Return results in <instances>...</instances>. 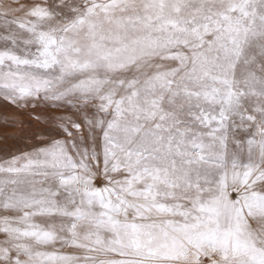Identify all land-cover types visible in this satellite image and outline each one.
I'll return each instance as SVG.
<instances>
[{
	"label": "snow or ice",
	"instance_id": "1",
	"mask_svg": "<svg viewBox=\"0 0 264 264\" xmlns=\"http://www.w3.org/2000/svg\"><path fill=\"white\" fill-rule=\"evenodd\" d=\"M0 264H264V0L0 10Z\"/></svg>",
	"mask_w": 264,
	"mask_h": 264
},
{
	"label": "rangeland",
	"instance_id": "2",
	"mask_svg": "<svg viewBox=\"0 0 264 264\" xmlns=\"http://www.w3.org/2000/svg\"><path fill=\"white\" fill-rule=\"evenodd\" d=\"M32 1H27L30 4ZM19 2H15V0H0V10L6 7H15V4Z\"/></svg>",
	"mask_w": 264,
	"mask_h": 264
},
{
	"label": "bare ground",
	"instance_id": "3",
	"mask_svg": "<svg viewBox=\"0 0 264 264\" xmlns=\"http://www.w3.org/2000/svg\"><path fill=\"white\" fill-rule=\"evenodd\" d=\"M27 1H32V0H15V2H19V3L15 4V7L18 5H21V4L27 5L28 4Z\"/></svg>",
	"mask_w": 264,
	"mask_h": 264
}]
</instances>
